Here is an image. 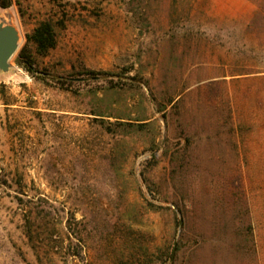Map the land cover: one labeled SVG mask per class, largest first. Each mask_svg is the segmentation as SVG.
Listing matches in <instances>:
<instances>
[{"label": "rangeland", "instance_id": "rangeland-1", "mask_svg": "<svg viewBox=\"0 0 264 264\" xmlns=\"http://www.w3.org/2000/svg\"><path fill=\"white\" fill-rule=\"evenodd\" d=\"M12 2L0 264H264V0Z\"/></svg>", "mask_w": 264, "mask_h": 264}, {"label": "trees", "instance_id": "trees-1", "mask_svg": "<svg viewBox=\"0 0 264 264\" xmlns=\"http://www.w3.org/2000/svg\"><path fill=\"white\" fill-rule=\"evenodd\" d=\"M12 3V0H0V8L7 9L12 5ZM28 40L35 43V45L37 46L38 53L42 55L46 54L57 44L54 26L48 21L41 22L34 29L33 33L28 36ZM25 68L29 73H34L32 65L27 64ZM88 74L97 76L98 73L95 71H88Z\"/></svg>", "mask_w": 264, "mask_h": 264}, {"label": "water", "instance_id": "water-1", "mask_svg": "<svg viewBox=\"0 0 264 264\" xmlns=\"http://www.w3.org/2000/svg\"><path fill=\"white\" fill-rule=\"evenodd\" d=\"M20 36L17 29L9 23L0 20V70L7 72L10 61L19 48Z\"/></svg>", "mask_w": 264, "mask_h": 264}]
</instances>
